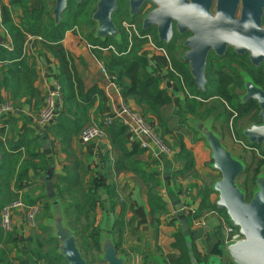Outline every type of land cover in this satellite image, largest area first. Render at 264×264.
Listing matches in <instances>:
<instances>
[{
    "label": "crops",
    "instance_id": "1",
    "mask_svg": "<svg viewBox=\"0 0 264 264\" xmlns=\"http://www.w3.org/2000/svg\"><path fill=\"white\" fill-rule=\"evenodd\" d=\"M2 1L4 6L12 11L13 21L19 25L22 22L21 8L13 7L11 0ZM27 1H30L29 5L33 8L36 7V0ZM1 21L2 14L0 15V46L11 52L13 51L12 39ZM87 40L77 27H73L66 31L61 45L69 53L77 77L81 80L85 90H99L104 94L105 101L102 103L100 98L96 97V101L88 109L86 115L89 121L84 124H82L83 120L79 123L76 121L81 117L80 111L73 110L65 113L63 102L57 123L51 127L41 128L36 125L35 118L43 106L48 90L60 81V68L53 49L51 50L52 44L47 43L41 37L27 34L22 57L25 64L37 73V80L34 83L37 94L30 98L21 92L20 97L15 100L16 104L22 106L18 112L13 114H1L0 112V131L4 132L0 133V165L7 166L12 160L11 156H16L17 152L26 155L24 146L31 145L32 147L34 143L33 147H35L38 143L37 152L44 156L45 160L51 162L48 171L53 174L54 186L59 178L66 177L67 173H81L82 170L88 172V175L84 177V183H88L87 187H91L92 191L99 188L101 199L105 202L97 216L96 224L100 229L99 234L103 231L104 225L110 222L113 226L114 238L118 247L120 246L119 251L127 257L128 264H137L142 258L143 261L149 258L155 264H187L188 248L182 251L175 247L177 242L174 243L175 238L184 239L188 244L191 241L195 254L200 255V262L207 264L211 259V251L219 241L223 243L222 220L225 223L229 222L227 218H224V211L203 210L202 216L192 218L191 224L185 220L192 239L185 236L182 229L181 220L192 215L183 212L180 217L177 210L178 202L181 205L188 202L196 213L202 202L201 191L206 184H210L212 189L213 184L219 178V173L211 169V152L205 141L192 129L191 122L194 119H201L188 113L192 109V103L183 91L184 86L173 70L171 59L157 43L155 46L149 41L144 44L141 54L146 57L147 71L149 73L152 70L158 72L163 82L162 89L169 93L173 101L168 116L171 118L172 113H175V116L163 125L155 115L148 114L144 117L160 131L171 146L174 152L172 157L142 150L138 141L135 138L131 139L128 131L125 133L127 150L140 153L136 159L142 162L141 170L158 180L156 190L166 203V214L161 216L160 224L155 225L150 216L147 186L136 174L124 169L122 155L112 144L110 129H106L107 138L105 140L90 144H83L79 140L80 132L89 124L104 126L105 120L110 117L114 118V123L119 124V119L115 117L120 114L122 104L126 103L121 90L112 84L103 73V63L94 52L98 49ZM110 52L103 51L104 54ZM20 61L21 59H17L14 63ZM6 67V65H0V81L1 70ZM12 95L10 90H4L0 86V107L5 102L13 105ZM78 102L79 100L76 101L77 105ZM128 104L139 110L131 101ZM199 109H201L199 114H203L204 108ZM182 145L193 153L196 177L175 175L183 168L173 162ZM206 162L209 163L207 167ZM19 168L20 165L15 167L16 172ZM45 184V174L32 170L29 172L28 179L24 181L23 188H16L15 179L11 181L9 191L0 193V201L22 198L27 204L45 202L43 199V196H46ZM191 184L195 187L192 195L188 187ZM107 188L109 191L105 192ZM186 191L189 192L188 200L183 195ZM209 198L216 207L218 195L213 189ZM6 203L4 201V204ZM48 218L46 214L43 222H46ZM196 221H202L203 225L197 224ZM16 223L19 228L24 226L21 218H18ZM168 243L174 244L172 248L166 246L169 249L166 253L162 245ZM203 255L207 257L202 259Z\"/></svg>",
    "mask_w": 264,
    "mask_h": 264
},
{
    "label": "trees",
    "instance_id": "2",
    "mask_svg": "<svg viewBox=\"0 0 264 264\" xmlns=\"http://www.w3.org/2000/svg\"><path fill=\"white\" fill-rule=\"evenodd\" d=\"M25 2V0H11V5L13 7L22 6V22H20L19 25L13 21L12 11L6 6L3 7L1 24L7 30L12 39L13 51L8 52L5 48L0 46V65L7 66L5 69L1 70L2 78L0 86L4 90H10L12 92L14 100L13 106L17 110H20L22 107L20 104H16L15 101L20 97L21 92L30 98L36 96L37 90L34 87V83L37 80V73L33 68L25 64V60L22 55L24 52V44L27 34L41 37L47 43L52 44L51 50L53 49L54 56L59 63V82L63 88L64 110H66L65 113H70L73 110L80 111L81 117L76 121L79 123L83 120L82 124H84L89 121L86 115L88 109L91 108L96 101V97H99L102 103L105 101V98L104 94L97 89L89 91L85 90L81 80L77 77L73 61L69 53L61 45L66 31L77 24L62 23L57 27L50 17L51 13L48 10H29L27 9ZM86 25L89 27L88 29H90V27L94 24ZM116 25L121 30V43H116L112 39H108L106 42L98 41L94 38L93 31L89 32L87 41L95 47L100 46L107 48L109 46H113L116 53L111 51L110 53L104 54L103 51L94 50L96 57L103 63L106 72L114 77V82L121 90L124 101H126V103L131 101L135 107L142 112L143 116H147L148 114L155 115L163 125L167 122V120L175 116V113H172L171 118L168 116L173 105V101L169 93L162 89L163 82L158 73H149L147 71L146 57L141 54L143 46L146 42L145 40L136 39L131 50L127 52L129 46L128 35L124 29L121 28V24ZM138 28L143 34H151L154 37L155 42L161 46V44L157 41L155 34L151 33L149 30H143L141 25H139ZM17 59H21V61L19 63H14ZM172 59L174 69L181 77L183 76L184 82L189 84L188 80L190 78L187 70L183 66L181 67L177 64V61L174 58ZM192 94L196 95V93ZM77 100H79L78 105L76 104ZM200 110L201 109L198 110V108H192L188 111V113L200 119L207 118L209 114L206 113V116L199 114ZM109 129V134L112 136V144L122 155L124 169L130 170L136 174V176H138L147 186L150 216L153 224L159 225L161 216L166 214V203L156 190L158 180L141 170L142 162L136 159V156L140 155V153L129 152L127 150L125 141L127 128L120 123L118 124L115 122ZM156 131L160 133L158 129H156ZM0 133L4 132L0 131ZM33 145L32 147H30L31 145L23 147L25 148L26 155L17 152L16 156H11L12 160L7 166L4 167V164H2V166L0 165V193L3 194L5 191L8 192L11 181L14 179L16 188H23V183L28 179L29 172L32 170L35 172H43L46 175V172L51 167V162L45 160L44 156L37 152L39 148L38 143L35 144V147H33ZM173 162L183 167L182 170H179V172L175 173V175L183 177H196L195 159L193 153L186 149L184 145L181 146V150L175 156ZM18 165H20V168L19 171L16 172L15 167ZM2 175H5V177H2ZM87 175L88 172L85 170H82L81 173H67L66 177L59 178L58 183L55 184L54 187L58 197L63 202H65V200L68 201V203H65V213L68 225L72 227L71 219L74 215L77 219L85 217L87 222L83 227L85 230L83 231V238L87 240L91 238L92 242L95 245H98L100 229L96 222L100 208L104 206L105 202L101 199L99 188L98 190L92 191L91 187H87L88 183H84V177ZM84 185L86 188H84ZM188 187L190 189V194L192 195L195 187L192 184L188 185ZM104 191H109V188ZM201 192L202 202L198 207L197 212L192 216L185 217V220L189 224H191L192 218L202 216L201 212L203 210L222 212L217 210L214 203L210 202L209 197L212 194L210 184H206ZM43 199L46 200L44 210L48 215L49 201L46 196H43ZM13 200L15 199L10 198V200L3 199V201H0V209L3 206L2 204H4V201L10 203ZM224 215V218H227L226 214ZM179 216L181 217L182 215ZM85 233H88V236L85 235ZM54 249L56 252V248ZM53 252L51 254H53L56 259L59 258L57 254ZM34 254L36 255L37 252L34 251Z\"/></svg>",
    "mask_w": 264,
    "mask_h": 264
},
{
    "label": "water",
    "instance_id": "3",
    "mask_svg": "<svg viewBox=\"0 0 264 264\" xmlns=\"http://www.w3.org/2000/svg\"><path fill=\"white\" fill-rule=\"evenodd\" d=\"M80 1V0H78ZM131 15L135 16L145 0H129ZM154 4L144 19L143 30L156 28L159 43L169 45L172 40V24L175 22L180 34L192 33L184 44L188 51L183 61L189 65L191 75L201 92L205 91L206 59L210 51L224 56L227 47L236 53L249 51L253 54L255 45H264L255 41L254 34L243 33L258 29L250 24H262L264 0H242L241 17L236 18L240 0H217L215 13L211 11L214 0H148ZM53 10L55 26H59L62 14L67 9L68 0H55ZM116 0H99L93 20L96 21L94 38L101 42L108 39L121 43V30L112 21L116 11ZM192 129L205 141L211 152V169L221 178L213 184L218 195L216 207L224 211L228 222L239 230L242 238L228 244L225 252L234 264H264V175L256 181L257 189L252 200L246 202L244 192L239 188L236 178L244 171V164L238 160L223 144L221 137L214 131L212 121L194 119ZM256 127L245 130L250 143H255L252 133ZM259 130V129H258ZM264 132V128H261ZM258 144H262L259 139ZM44 144V142H42ZM53 174L45 175V195L49 201L51 218L45 226L53 231V237L59 241L58 254L68 264H86L76 242L74 231L66 219V205L58 197L53 184ZM179 215L183 214V205L178 202ZM183 231L189 236L185 219L181 220ZM101 260L105 264H125L126 258L119 256L116 250L114 230L110 222L104 225L99 236Z\"/></svg>",
    "mask_w": 264,
    "mask_h": 264
},
{
    "label": "flooded vegetation",
    "instance_id": "4",
    "mask_svg": "<svg viewBox=\"0 0 264 264\" xmlns=\"http://www.w3.org/2000/svg\"><path fill=\"white\" fill-rule=\"evenodd\" d=\"M25 1L27 9L48 10L51 14H53V10L56 5L55 0H50L52 1L51 5L53 6V9L50 10L49 7L51 5L49 4V0H36L37 5L35 8H33L32 5H29L30 1ZM98 1L99 0H68L67 9L62 14L61 24H94L90 27L88 32L93 31V33H95L96 24L98 23L93 20V14L96 12ZM216 2L217 0H214L211 7V11L213 13H215V10L217 8ZM116 6L117 9L112 14L113 23L121 25L135 24L138 30L139 25H141L142 28L145 17L155 9L153 3L145 0L138 10V13L135 16H132L129 0H116ZM3 7L4 6H2L1 8L0 15L2 14ZM242 9V0H240L238 11L236 13L237 19L241 17ZM50 17L54 22V17ZM250 25L253 27L257 26L258 29L241 32L256 35L257 37L254 38L255 41L264 44V8L262 14V24ZM148 30L151 33L155 34L157 38L155 27H151ZM172 32L173 35L170 44L165 45L164 43H160L161 49L166 51L167 54L169 53L170 55H172L173 58L177 61V64H179L181 67L183 66L187 70L190 78L188 80L189 84H186L184 82L183 76L181 77L177 73L172 63L174 72L178 77H180L181 82L184 86L183 91H185L189 96V99L192 103V108H204L203 113H207L209 115L207 116V118L201 120L212 121L213 129L221 137L224 146L244 164V171L236 178V182L239 188L244 192L246 202H250L252 200L254 192L257 189L256 181L258 177L264 175L263 171L258 172V164L260 166L264 165V132L260 130L261 128H264V45H255L253 47V54L249 51H246L243 54H239L236 53L231 47H227L225 55L221 57L217 56L214 51H210L206 59V83L204 84L205 91L201 92L191 75V69L189 65L183 61V56L188 51V48H186L184 44L190 37H192V33L190 31H186L184 34H180L178 31V26L175 22H173L172 24ZM173 53L178 56L173 55ZM192 93H196V95H193ZM220 108H223L228 112H220ZM229 112L232 117L230 130L233 142L240 147V150L244 153V155H254L256 161L258 159L260 160L254 166H252L251 162L252 168L249 167L250 165H247L246 161L241 157V155H237L228 146V143L224 138L225 135L221 134L220 131L217 130L220 125L221 128H226V125L223 126V123L226 122V118L228 117L226 115H228L227 113ZM252 126H255L257 129L255 133H252V137L255 138V143L253 144L250 143L245 134V130L251 128ZM259 139H262V144L257 143ZM220 178L221 175L219 174L218 180ZM240 178H243L244 181L240 182ZM46 214L47 213H45L44 210L42 215L37 219L36 227L33 228H27L23 222L22 223L24 226L19 228L15 220L12 231L8 233L3 231L0 223V264H68L67 261L57 252L59 241L53 237V231L45 226V222H43V220L41 221L42 217ZM50 218L51 215H49L48 219ZM70 228L74 231L76 242L78 244V248L81 252L82 257L86 260V264H89L88 260L85 257V254L83 253V251H81L82 249L75 230L72 227ZM50 232L51 234L49 235V237L45 238ZM31 233H37L36 237L34 236L33 238L31 236ZM21 236L26 237V239L28 237V243L30 244L31 250L27 252V255L23 254V252H25L26 250L20 245L19 239ZM185 236H187L186 233ZM191 236L192 235L189 233V236L187 237L191 238ZM240 238H242V236L239 232L238 239ZM88 241L92 242V239L90 238L88 239ZM54 242L57 243V247H55L56 252L55 249H53L51 246ZM47 244L50 245V250L46 255H42L41 249L44 252V247L47 246ZM115 245L118 255L125 257V264H128L127 257L124 254H121V252L119 251L120 246L118 247L116 239ZM6 246H10L12 250L7 251ZM227 246L228 244L224 245L219 241L218 245L215 246L214 250L211 251V259L207 264H234L229 258L228 254L225 252ZM98 247L101 252L99 240ZM188 247L189 258L187 264H202V262H200V255L195 254V250L191 244V241H189ZM16 251H20L17 256L12 254V252L16 253ZM34 251L37 252L36 255L34 254ZM53 251L59 258L56 259V257L51 254ZM144 253L146 255V252ZM206 257L207 256L204 255L201 256L202 259H205ZM147 259L146 261L145 259L143 261L142 258V260H140V262H138L137 264H155V262H153L152 260ZM61 261H63V263ZM102 263L105 264L103 261Z\"/></svg>",
    "mask_w": 264,
    "mask_h": 264
},
{
    "label": "built area",
    "instance_id": "5",
    "mask_svg": "<svg viewBox=\"0 0 264 264\" xmlns=\"http://www.w3.org/2000/svg\"><path fill=\"white\" fill-rule=\"evenodd\" d=\"M2 1L0 0V13H1ZM121 28L128 35L129 46L127 52H129L133 46L136 39L148 40L151 45L155 46L154 41L151 39V35L146 36L140 35L139 30L135 24H122ZM101 51H112L116 53L113 46L103 48L100 46L95 47ZM102 71L109 79V81L115 85L114 77L109 75L104 66H102ZM64 102L63 88L59 82H56L47 92V96L44 100L43 106L41 107L39 113L36 115L35 123L38 127H51L55 125L61 114V107ZM12 104L5 102L0 107L1 114H13L18 112ZM119 119L121 125L127 128L130 138H135L142 150L156 152L158 155L165 157H172L173 149L166 142L164 137L156 131V127L148 121L142 112L135 109L132 105L128 103H123L121 106L120 114L115 117ZM114 123V118L110 117L105 120L104 126L97 124H90L83 128L80 132L79 140L83 144H90L94 142H99L107 138V128H110ZM185 199H189V192L183 193ZM43 202H37L34 204L25 203L22 198H18L13 202L8 203L0 210L1 227L4 232H11L15 220L18 218L22 219V222L27 228H33L37 225V219L44 212ZM183 211L191 215L195 213L188 202L183 205ZM197 224L203 225L202 221H196ZM223 227V244L227 245L231 242L236 241L239 238V232L231 224L225 223L222 220Z\"/></svg>",
    "mask_w": 264,
    "mask_h": 264
},
{
    "label": "rangeland",
    "instance_id": "6",
    "mask_svg": "<svg viewBox=\"0 0 264 264\" xmlns=\"http://www.w3.org/2000/svg\"><path fill=\"white\" fill-rule=\"evenodd\" d=\"M2 1V0H1ZM49 4L51 5L52 4V1H50L49 0ZM2 6H4V3H3V1H2V5H1V7ZM21 8V7H20ZM49 9L50 10H52L53 9V6L51 5L50 7H49ZM21 10H22V8H21ZM22 13H23V11H22ZM51 16L52 17H54V15L53 14H51ZM18 18H20V16L18 17ZM22 19V18H21ZM73 27H77V29H79L80 30V32L82 33V35L84 36V37H86L87 38V36L89 35V32H88V26L86 25V24H77V25H75V26H73ZM72 27V28H73ZM76 28H74V30H75ZM139 33H140V35H143V36H146L147 34H143V33H141L140 32V30H139ZM151 39L154 41V43L156 44V42H155V40H154V37L153 36H151ZM136 41V40H135ZM145 42H148V40H145ZM134 44V43H133ZM160 48H161V46H159ZM181 51H183V50H181ZM177 53V52H176ZM173 55H175L174 53H173ZM168 56H169V58L171 59V61H172V63H173V56L172 55H170L169 53H168ZM175 56H178V55H175ZM103 66V65H102ZM152 72H155V73H158L156 70H152L151 71V73ZM154 73V74H155ZM116 85V84H115ZM207 106H209V105H207ZM210 107V106H209ZM206 108H208V107H206ZM210 108H212V107H210ZM222 111H227V110H225V109H223V108H220V112H222ZM228 112V111H227ZM226 114V113H225ZM228 115H226V116H228L227 118H226V122H224L223 123V126L224 125H226V128L225 129H223V127L221 128L220 126L218 127V131H220V133L221 134H223V135H225V140H226V142L228 143V146L237 154V155H241V157L246 161V163H247V165L249 166V167H251L252 168V166H254V165H256V163H258L260 160L258 159L257 161L255 160V157H254V155H244V153L240 150V147L239 146H237L234 142H233V139H232V136H231V130H230V128H231V122H232V117H231V115H230V112L229 113H227ZM202 115H204V116H206L205 115V113H203ZM90 125V124H89ZM167 142V141H166ZM170 146V145H169ZM171 147V146H170ZM251 162H252V166H251ZM207 164H209L208 162H206L205 163V166L207 167ZM258 172H261V171H263L264 172V165H262V166H260L259 164H258ZM255 168V167H254ZM254 168H253V172H254ZM249 170V169H248ZM250 171V170H249ZM251 172V171H250ZM244 181V179L242 178H240V182H243ZM84 188H86V186L84 185ZM16 200V199H15ZM14 201V200H13ZM12 201V202H13ZM46 201V200H45ZM47 203H48V201H47ZM65 203H68V201L67 200H65ZM8 203H6V204H2L3 206H2V208L5 206V205H7ZM44 207H45V202H43V204H42ZM1 208V209H2ZM0 209V210H1ZM44 217H46V215L45 216H43L42 217V219H41V221L44 219ZM1 220V219H0ZM86 219H85V217H81V219H77V217L74 215L73 217H72V219H71V225H72V227H73V229L75 230V232H76V234H78V241H79V243H80V246H81V251H83V253L85 254V257H86V259L88 260V263L89 264H103L102 263V261H101V259H100V257H101V252H100V249H99V247H98V245H95L94 243H92V242H90V241H88L87 239H84L83 238V236H84V233H83V231H85L84 229H83V227L85 226V224H86ZM221 222V221H220ZM0 223H1V221H0ZM221 232H223V227H222V230H221ZM32 234V233H31ZM37 234V233H36ZM36 234H32L31 236L34 238V236L36 237ZM51 234V232L50 233H48L47 234V236L45 237V238H48L49 237V235ZM85 235H87L88 236V233H85ZM87 236H85V237H87ZM25 238V239H24ZM173 239V238H172ZM174 240V243L176 242V245H175V247H177L178 249H181L182 251H184V250H186L187 248H189L188 247V242H185V240L184 239H181V240H178L177 238H175V239H173ZM19 241H20V245L23 247V248H25V252H23V251H21V252H23V254L24 255H27L28 253L27 252H29L31 249H30V244L28 243V237H27V239H26V237H24V236H21L20 237V239H19ZM178 241H180V244H178ZM173 243V244H174ZM187 244V246H186V244ZM173 244H163L162 245V247H164L165 248V250H164V252H166V253H168L169 252V249H167V245H168V247H171L172 248V245ZM50 245H48L47 244V246H45L44 247V252L42 251V249H41V254L42 255H46L48 252H49V250H50V247H49ZM52 246V248L54 249L55 247H57V243L56 242H54L53 243V245H51ZM6 250L7 251H11L12 249H11V247L10 246H6ZM20 253V251H16V253H13L12 252V254H14L15 256H17L18 254ZM181 253V252H180ZM57 261V260H56ZM62 263H63V261H61ZM14 264V263H13ZM39 264H41V263H39ZM178 264V263H177Z\"/></svg>",
    "mask_w": 264,
    "mask_h": 264
}]
</instances>
